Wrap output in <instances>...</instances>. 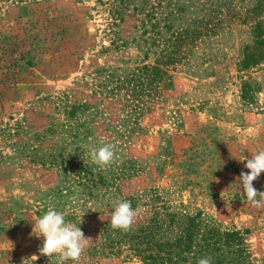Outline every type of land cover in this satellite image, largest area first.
Instances as JSON below:
<instances>
[{"label":"rangeland","instance_id":"obj_1","mask_svg":"<svg viewBox=\"0 0 264 264\" xmlns=\"http://www.w3.org/2000/svg\"><path fill=\"white\" fill-rule=\"evenodd\" d=\"M161 1L197 2L189 17L209 18L219 6L228 13L216 0ZM250 1L232 0L231 15ZM131 16L113 26L98 0H0V264H58L40 255L43 237L32 232L49 207L91 238L76 264H144L129 238L114 236L111 249L106 226L117 199L139 207L134 230L155 213L200 215L204 226L240 231L245 264H264V208L247 201L237 179L264 149V56L253 69L240 66L254 44L250 27L239 17L223 25L188 66L170 68L174 85L156 97L139 84L163 47L135 41ZM103 143L120 161L104 170L87 147ZM253 185L264 192V172Z\"/></svg>","mask_w":264,"mask_h":264},{"label":"trees","instance_id":"obj_2","mask_svg":"<svg viewBox=\"0 0 264 264\" xmlns=\"http://www.w3.org/2000/svg\"><path fill=\"white\" fill-rule=\"evenodd\" d=\"M216 1L228 5L227 15H231L232 10L235 11L236 6H233L232 0ZM98 2L109 7L113 26H119L125 16L132 12L131 17L137 21L135 28L139 33V38L135 41H143L144 47L151 45L149 50L157 46L163 47L161 59L156 65L143 68L144 79L139 84L143 90L145 88L147 90L151 85V91L156 97H160L165 89H170L174 85L173 75L169 74L170 68L175 71L180 65L188 66L193 51L218 36L223 25L226 27L227 24H232L237 17L250 27L254 35V44L246 45L244 49L241 71L257 67L264 56V0H251L244 14L237 16L234 13L228 17L219 6L211 12L209 18L194 11L189 17L197 2L190 5L186 2H171L164 5L161 0H98ZM127 45V42H123L121 46ZM250 86L247 81L243 83L245 99L252 97ZM106 232L110 244L113 245L112 251L117 249L114 247L115 237L129 238L126 242L130 246L128 251L134 250L135 256H140L144 264H196L198 259L208 256L212 258V264H245L250 256L244 235L240 231L221 232L217 226H204L200 215L155 213L151 222L140 229L131 228L130 231L123 232L114 230L109 224L106 226ZM121 242L122 238L116 242V247Z\"/></svg>","mask_w":264,"mask_h":264},{"label":"clouds","instance_id":"obj_3","mask_svg":"<svg viewBox=\"0 0 264 264\" xmlns=\"http://www.w3.org/2000/svg\"><path fill=\"white\" fill-rule=\"evenodd\" d=\"M87 147L91 162L102 170L120 162L116 146L112 143H103L99 147L89 144ZM244 167L248 171H241L237 178L241 183L242 191L253 207L264 208V192L258 191L253 185V182L264 172V149L251 154ZM113 206L114 210L110 216L111 227L123 232L130 231L139 213V207L133 209L130 201L121 199L114 200ZM81 222L82 219L79 224ZM32 232L37 237H43L42 246L38 248L40 255L50 260L57 256L58 264H65L69 260L76 264L91 241L79 226L66 222L64 213L52 207L36 219ZM31 258L35 261L39 257L33 255ZM196 264H212V258L210 256L200 258Z\"/></svg>","mask_w":264,"mask_h":264}]
</instances>
